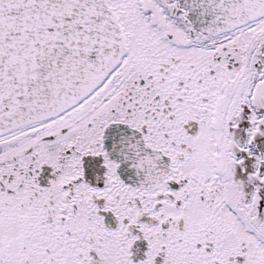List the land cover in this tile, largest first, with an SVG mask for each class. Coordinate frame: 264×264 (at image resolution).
<instances>
[{
  "label": "snow or ice",
  "instance_id": "6c2138e0",
  "mask_svg": "<svg viewBox=\"0 0 264 264\" xmlns=\"http://www.w3.org/2000/svg\"><path fill=\"white\" fill-rule=\"evenodd\" d=\"M0 264H264V0H0Z\"/></svg>",
  "mask_w": 264,
  "mask_h": 264
}]
</instances>
